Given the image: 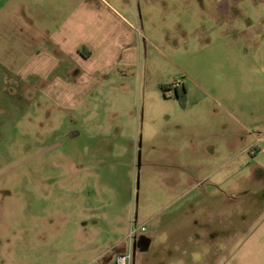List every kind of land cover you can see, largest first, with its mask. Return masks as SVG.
Segmentation results:
<instances>
[{
    "label": "rangeland",
    "instance_id": "374dc122",
    "mask_svg": "<svg viewBox=\"0 0 264 264\" xmlns=\"http://www.w3.org/2000/svg\"><path fill=\"white\" fill-rule=\"evenodd\" d=\"M61 1L0 0V264H115L141 225L131 264H264V0H99L134 76L66 109L25 67Z\"/></svg>",
    "mask_w": 264,
    "mask_h": 264
},
{
    "label": "crops",
    "instance_id": "0c3cea01",
    "mask_svg": "<svg viewBox=\"0 0 264 264\" xmlns=\"http://www.w3.org/2000/svg\"><path fill=\"white\" fill-rule=\"evenodd\" d=\"M60 5V12L28 17V33L43 34V51L31 56L25 67L28 77L59 79V86L47 89L46 93L66 109L80 105L87 90L86 79L134 76L127 71L135 63L136 29L124 14L103 1L62 0ZM11 19L16 20L14 16ZM35 28L37 33L31 31ZM261 62L264 64V58ZM177 184H167L166 192Z\"/></svg>",
    "mask_w": 264,
    "mask_h": 264
},
{
    "label": "built area",
    "instance_id": "2783aa9c",
    "mask_svg": "<svg viewBox=\"0 0 264 264\" xmlns=\"http://www.w3.org/2000/svg\"><path fill=\"white\" fill-rule=\"evenodd\" d=\"M176 86V85H175ZM145 231V227L143 225L139 227L131 226L127 236L124 239V247L121 251H118L115 255V264H131L132 262V252L133 248L135 247L134 240L138 233H142ZM117 246L113 247L115 249ZM108 254L106 251L103 255L99 256L92 264H99L102 262V257Z\"/></svg>",
    "mask_w": 264,
    "mask_h": 264
},
{
    "label": "water",
    "instance_id": "95a60500",
    "mask_svg": "<svg viewBox=\"0 0 264 264\" xmlns=\"http://www.w3.org/2000/svg\"><path fill=\"white\" fill-rule=\"evenodd\" d=\"M141 244L148 245L149 244V239L143 238L141 240Z\"/></svg>",
    "mask_w": 264,
    "mask_h": 264
},
{
    "label": "trees",
    "instance_id": "16d2710c",
    "mask_svg": "<svg viewBox=\"0 0 264 264\" xmlns=\"http://www.w3.org/2000/svg\"><path fill=\"white\" fill-rule=\"evenodd\" d=\"M177 90V89H176ZM177 93H180V91L177 90ZM182 93L184 94V90L182 89Z\"/></svg>",
    "mask_w": 264,
    "mask_h": 264
}]
</instances>
